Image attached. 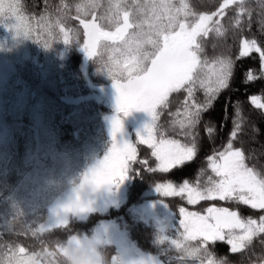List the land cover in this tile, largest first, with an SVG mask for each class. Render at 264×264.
<instances>
[{"label":"trees","instance_id":"obj_1","mask_svg":"<svg viewBox=\"0 0 264 264\" xmlns=\"http://www.w3.org/2000/svg\"><path fill=\"white\" fill-rule=\"evenodd\" d=\"M4 2L7 4L10 0ZM15 2L30 25V34L27 38L17 36L7 26L11 21L0 22V261L6 262L15 253L17 259L66 264L62 249L67 241L71 237L90 235L100 222L107 220L125 233L142 253L164 264H181V260L183 264H194L191 258L185 259L184 253L173 243L191 246L198 243L184 241L179 224L181 207L201 214L212 205L228 207L243 218L257 220L264 215L260 210L233 201H200L190 205L185 195L166 196L156 191L158 184L172 183L178 189L185 182L196 186L203 185L210 176L215 178L208 167L207 157L214 150H222L228 142L235 111L232 105L238 100L245 123L233 140V146L242 148L249 156L246 161L249 166L264 170V110L256 109L248 101V96L253 94L264 96V79L259 78V55L251 53L248 57L236 59L241 35L264 44V0H245L251 15L243 16L242 32L234 24L237 8L232 5L225 10L223 17H217L225 34L209 33L202 38V56L209 62L218 55L228 54L236 63L230 88L222 90L212 107L201 114V122L197 125L198 148L193 159L166 173L149 171L157 164L152 150L132 135L136 153L128 163L130 183L125 203L105 213H92L83 221L70 220L65 226L49 230L39 229L46 220L48 207L80 184L89 166L111 143L104 118L113 110L92 95L98 88L113 85L109 72L122 57L119 52L112 51L117 45L111 41H101L95 53L86 57L84 30L76 11V5L86 0ZM97 2L107 4L109 0ZM120 2L131 4L132 0ZM186 2L197 12H213L223 0ZM92 18L91 15L86 17L88 20ZM102 30L114 32L115 26L104 20ZM65 33L69 43H64ZM248 70H253L258 77L256 81L244 82ZM186 96L183 89L172 93L169 106L162 110L158 121L167 136L181 142H185V137L177 134L178 128L171 130L170 122L174 116L170 113L183 111ZM226 100L227 118L224 116ZM203 101L204 91L197 85L189 103ZM205 122L214 128L211 136L205 130ZM63 161L71 165L69 170L60 167ZM41 177L53 179V184L40 185L38 179ZM28 191H36L33 194H37V198L23 199ZM152 201H160L171 215L168 227L160 229L154 221L145 222L135 215V208ZM208 247L217 258L226 257L231 264H264V234L258 235L248 248L235 254L231 253L226 242L210 243ZM99 254L104 264H111L116 251L113 246H103L99 248ZM195 264L200 262L195 261Z\"/></svg>","mask_w":264,"mask_h":264},{"label":"snow or ice","instance_id":"obj_2","mask_svg":"<svg viewBox=\"0 0 264 264\" xmlns=\"http://www.w3.org/2000/svg\"><path fill=\"white\" fill-rule=\"evenodd\" d=\"M232 5L237 8L234 24L242 32L243 16L251 15L245 0H223L213 12H197L186 0H179L178 3L176 0H132L131 4L120 0H109L107 4L86 0L76 5L79 22L84 30L83 51L87 57L93 54L101 41H111L117 45L112 51L119 52L122 57L109 72L116 90V111L127 116L132 110H142L150 117L143 128L135 133L140 142L152 150L151 154L157 162L156 168L149 171L166 173L193 159L198 148L197 125L201 122V114L212 107L222 90L230 88L236 60L231 55L221 54L209 62L202 56V38L209 33H215L216 36L225 34L224 26L217 17H223L225 10ZM89 15L93 17L92 20L86 19ZM5 20L11 21L7 26L17 36H29L30 25L21 15L20 6L15 0L7 4L0 0V22ZM104 20L115 26L114 32L102 30ZM61 32H64L63 28ZM64 43H69L67 33ZM251 53L259 55V78L264 79V44L241 35L236 59L248 57ZM257 79L253 70L244 74L245 83ZM197 85L204 91V101L189 103ZM182 89L187 93L183 111L170 113L174 116L170 128L173 131L178 128L177 134L184 136L185 142L167 136L158 123L162 110L169 106L170 95ZM248 101L256 109L264 110V96L253 94L248 96ZM232 107L235 111L228 142L222 150H214L207 157L208 167L215 178L210 176L203 185L196 186L185 182L178 189L172 183L158 184V193L166 196L186 195L190 205L200 201H233L264 212V170L249 166L246 162L249 156L242 148L233 146V140L242 129L245 118L239 100ZM227 108L226 100L225 118L228 115ZM205 130L209 136L214 132L209 122H205ZM121 131V120L113 117L112 146L103 161H98L84 175L81 187H118L126 179L129 171L127 162L134 159L136 149L127 140L117 141L116 136ZM85 210L79 196L63 208L64 213ZM179 212L184 241L198 243L195 246L173 243L184 253V258H191L194 264L195 261L200 264H231L226 257L217 258L208 245L226 242L231 253L235 254L248 248L258 235L264 234V215H260L258 220L243 218L237 211L215 205L207 207L205 214L187 211L183 207ZM62 222L66 223L65 220ZM0 264H17L15 253L6 262L0 261Z\"/></svg>","mask_w":264,"mask_h":264},{"label":"rangeland","instance_id":"obj_3","mask_svg":"<svg viewBox=\"0 0 264 264\" xmlns=\"http://www.w3.org/2000/svg\"><path fill=\"white\" fill-rule=\"evenodd\" d=\"M92 96L95 99H98L110 105L111 108L114 109L113 113L104 118V126L110 137L111 143L108 148H105L104 152L101 153L100 158H98V160L94 161L89 166L84 175L92 167H94L98 161H103L104 156L107 154L109 148H111L113 142L111 135V121L113 117L120 119L122 123V131L116 136L117 141L121 142L127 140L130 143L131 141L128 129L132 127L135 132H137L141 130L144 124L150 120L149 115L142 110H132L127 116H125L123 113L117 112L116 90L113 85L96 89ZM59 165L66 171L69 170L71 166L70 164L64 161L61 162ZM38 181L40 185L44 186H50L51 184H53V179L48 180L41 177L38 179ZM82 181L77 187L67 191L63 196L57 199L49 207L46 221L44 222L40 230H47L58 226L66 225L70 219L85 220L91 213H105L110 208H118L125 203L127 187L126 185L129 183L127 177L118 187L112 185H104L99 188H93L90 185H84L83 187H81ZM34 186L35 184L33 183V187ZM25 189L27 188L25 187ZM33 192L36 191H32V193H29L28 191V194H26L23 199L37 198L36 196L38 195L33 194ZM77 196H79L80 202L86 210L83 212L77 211L64 213L63 208L69 203L74 202ZM161 205L162 204L157 202H150L148 204L138 207L134 211V213L142 221H154L157 222L161 228L168 227V225L171 223V217L169 215V212ZM63 220H65L66 223H63ZM85 242H93V245L98 253L99 248L101 246H114L116 248V254L111 259L112 264H163L158 259L152 256L145 255L136 250L133 246H131V244L126 239L125 234L121 233V231H119L114 225V223L111 221H102L93 230L92 234L87 237L83 235L70 238V240L67 242L66 246L62 251L64 254H66L68 251L72 250L77 245ZM29 264H31V260H29Z\"/></svg>","mask_w":264,"mask_h":264},{"label":"clouds","instance_id":"obj_4","mask_svg":"<svg viewBox=\"0 0 264 264\" xmlns=\"http://www.w3.org/2000/svg\"><path fill=\"white\" fill-rule=\"evenodd\" d=\"M29 259H17V264H29ZM65 261L66 264H104V259L95 249L93 242L81 243L68 251ZM31 264H37V261L31 259Z\"/></svg>","mask_w":264,"mask_h":264}]
</instances>
